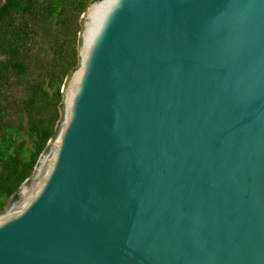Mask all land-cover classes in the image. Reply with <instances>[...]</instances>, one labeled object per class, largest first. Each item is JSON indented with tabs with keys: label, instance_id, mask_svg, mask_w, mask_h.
<instances>
[{
	"label": "water",
	"instance_id": "water-1",
	"mask_svg": "<svg viewBox=\"0 0 264 264\" xmlns=\"http://www.w3.org/2000/svg\"><path fill=\"white\" fill-rule=\"evenodd\" d=\"M0 264H264V0H91Z\"/></svg>",
	"mask_w": 264,
	"mask_h": 264
},
{
	"label": "rangeland",
	"instance_id": "rangeland-1",
	"mask_svg": "<svg viewBox=\"0 0 264 264\" xmlns=\"http://www.w3.org/2000/svg\"><path fill=\"white\" fill-rule=\"evenodd\" d=\"M90 1L49 0L46 19L33 24L24 46L9 56L0 53V61L8 60L12 68L8 78L13 95L11 110L1 121L0 150L3 159L18 160V170L29 169L26 179L43 151L35 155L37 137L48 135V141L59 119L60 88L76 67L78 21ZM11 196L4 198L0 186V210Z\"/></svg>",
	"mask_w": 264,
	"mask_h": 264
},
{
	"label": "trees",
	"instance_id": "trees-1",
	"mask_svg": "<svg viewBox=\"0 0 264 264\" xmlns=\"http://www.w3.org/2000/svg\"><path fill=\"white\" fill-rule=\"evenodd\" d=\"M74 2V0H65ZM99 1V0H94ZM49 0H4L0 6V53L12 55L24 46L26 35L30 33L31 27L35 23L44 21L49 11ZM9 61H0V129L4 115L11 110L12 102L8 73L11 70ZM20 70V66L16 65ZM48 135L37 137L35 155L43 150ZM18 160L7 156L2 158L0 150V186L4 198L13 195V200L17 197L20 185L28 176L29 169H17Z\"/></svg>",
	"mask_w": 264,
	"mask_h": 264
}]
</instances>
